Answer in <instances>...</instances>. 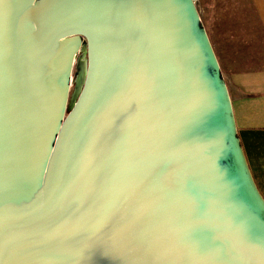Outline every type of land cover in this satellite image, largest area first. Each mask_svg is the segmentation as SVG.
Masks as SVG:
<instances>
[{
    "label": "water",
    "instance_id": "obj_1",
    "mask_svg": "<svg viewBox=\"0 0 264 264\" xmlns=\"http://www.w3.org/2000/svg\"><path fill=\"white\" fill-rule=\"evenodd\" d=\"M0 264H264L196 0H0Z\"/></svg>",
    "mask_w": 264,
    "mask_h": 264
},
{
    "label": "crops",
    "instance_id": "obj_2",
    "mask_svg": "<svg viewBox=\"0 0 264 264\" xmlns=\"http://www.w3.org/2000/svg\"><path fill=\"white\" fill-rule=\"evenodd\" d=\"M264 39V0H252ZM236 51V49H234ZM239 139L251 176L264 198V49L238 55L225 69Z\"/></svg>",
    "mask_w": 264,
    "mask_h": 264
},
{
    "label": "rangeland",
    "instance_id": "obj_3",
    "mask_svg": "<svg viewBox=\"0 0 264 264\" xmlns=\"http://www.w3.org/2000/svg\"><path fill=\"white\" fill-rule=\"evenodd\" d=\"M196 2L216 55L225 69L234 56L246 53L253 56L264 49L263 29L252 0H196ZM85 52L88 59L87 49ZM79 54L80 56L83 54L82 48L77 55ZM76 62L77 56L72 71H77ZM76 79L77 77L73 75L67 112L72 107Z\"/></svg>",
    "mask_w": 264,
    "mask_h": 264
},
{
    "label": "bare ground",
    "instance_id": "obj_4",
    "mask_svg": "<svg viewBox=\"0 0 264 264\" xmlns=\"http://www.w3.org/2000/svg\"><path fill=\"white\" fill-rule=\"evenodd\" d=\"M86 47L83 46L82 48V55L80 56L77 55V62H76V66H77V71L75 72V77H77L76 79V90L74 93V99L75 97H77L80 89H81V85L85 82V77H86V72H87V66H88V59L86 58ZM73 72L72 71V78H73ZM74 99L72 101V103L74 102Z\"/></svg>",
    "mask_w": 264,
    "mask_h": 264
},
{
    "label": "flooded vegetation",
    "instance_id": "obj_5",
    "mask_svg": "<svg viewBox=\"0 0 264 264\" xmlns=\"http://www.w3.org/2000/svg\"><path fill=\"white\" fill-rule=\"evenodd\" d=\"M75 72H76V71L73 72V75H74V76H75Z\"/></svg>",
    "mask_w": 264,
    "mask_h": 264
}]
</instances>
